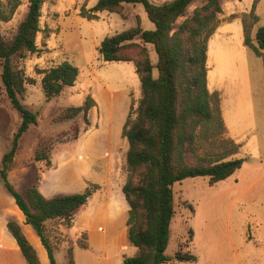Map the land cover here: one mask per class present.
I'll return each mask as SVG.
<instances>
[{
	"label": "rangeland",
	"instance_id": "374dc122",
	"mask_svg": "<svg viewBox=\"0 0 264 264\" xmlns=\"http://www.w3.org/2000/svg\"><path fill=\"white\" fill-rule=\"evenodd\" d=\"M98 1L45 0L41 31L36 40L40 51L18 63L26 76L37 82L26 85L20 97L22 106L36 114L37 123L21 137L9 181L18 190L36 181L46 196L94 189L93 196L70 227L65 222L46 223V235L57 264H68V247H73L76 264H122L125 257L133 256L134 250L128 241L126 227L125 214L129 207L123 199L114 196L121 194L123 198L122 187L128 176V147L126 143L119 147L115 160L118 176L114 184L110 180L108 188L102 187L94 184L99 182L95 176L98 169L90 166L95 148L91 149L89 143L81 146L93 131L79 133L85 127L101 132L118 131L131 108L134 118L141 98L135 65L105 62L99 47L105 37L134 28L137 17L144 30H153L154 24L143 5L138 3H124L120 14L101 12L100 19L96 20L80 16L82 8L87 10ZM149 1L161 5L172 0ZM253 1L219 0L224 16L238 17L241 21H227L221 34L209 38L207 51V86L211 92H223L226 123L232 139L240 146L237 156L243 160V165L233 176L213 186L209 185L207 177L189 178L173 185L175 215L165 252L172 261L164 264H264V55L256 57L245 46L242 23L245 18L247 24L252 25L250 37L254 28L264 25V0H258L252 11ZM0 2V10L9 18L7 22L0 20L1 32L10 40L25 18L28 0H19L13 14L9 0ZM204 3L206 0H194L173 28L176 30ZM135 42H141L139 37ZM147 48L155 66L154 48L152 45ZM128 53L134 54L133 51ZM63 61L78 69V79L59 96L47 101L39 72ZM1 72L0 65V76ZM154 76H157L156 68ZM89 97L95 105L91 109L90 124L86 126L82 114L69 118L67 111L82 106ZM20 122L21 114L11 106L0 77V168ZM76 127L79 136L75 138ZM94 137L98 139L97 134ZM199 142L202 153L219 151V146L211 139ZM45 148L49 149L48 161H36V151ZM9 221L23 222L22 227L19 226L37 250L41 263L45 249L39 237L25 223L13 197L0 183V264H27L5 229ZM31 236L38 245H34ZM178 252H189L196 261L179 262L174 259Z\"/></svg>",
	"mask_w": 264,
	"mask_h": 264
},
{
	"label": "trees",
	"instance_id": "16d2710c",
	"mask_svg": "<svg viewBox=\"0 0 264 264\" xmlns=\"http://www.w3.org/2000/svg\"><path fill=\"white\" fill-rule=\"evenodd\" d=\"M193 1L172 0L156 5L149 0H99L89 10H80L81 17L93 20L97 18V13L120 14L124 3H138L143 5L148 19L154 24L153 30H144L137 17L134 28L105 37L99 47L105 62L133 63L141 84V98L134 118L131 108L122 129V136L128 144V176L122 187L129 207L127 235L129 243L138 249V255L125 257L122 264H164L172 261L165 252L175 215L173 185L189 178L207 177L209 185L213 186L233 176L243 165V160L237 156L240 146L230 136L222 117L220 95L218 92L211 93L207 86L208 41L218 26L217 16L223 11L219 0H206L176 30L173 28ZM10 2V13L13 14L19 0ZM44 2L28 0L26 16L10 40L5 39L0 27V77L11 106L21 114L11 149L2 159L0 183L13 197L25 223L36 232L48 263L57 264L54 249L46 235L45 223L59 221L70 227L93 196L94 189L86 188L80 193L47 198L39 191L38 183L22 193L8 179L21 137L37 123L36 114L25 109L20 101L26 85H36L37 82L27 77L18 63L40 51L36 40L41 31ZM257 3L258 0L253 1L252 11ZM0 20H9L1 10ZM242 23L245 46L255 55L262 56L264 25L258 27L255 35L257 45H254L250 37L252 25H248L245 18ZM137 37L140 43L135 42ZM147 45H152L157 55L155 66ZM39 74L42 75L45 98L50 101L59 96L65 87L75 84L79 71L68 61H63L41 70ZM94 105L89 97L82 106L69 108L67 116L73 118L82 114V120L88 126ZM75 130L76 138L79 131L77 127ZM206 139L217 143L219 151L202 153L199 140ZM48 154V148L37 150L35 160L48 161ZM6 227L25 262L41 264L37 251L19 224L9 221ZM192 235L190 230L189 242ZM83 248L86 249L87 245H83ZM67 254L68 264H76L73 247L67 248ZM174 259L185 263L196 261L189 252H178Z\"/></svg>",
	"mask_w": 264,
	"mask_h": 264
},
{
	"label": "crops",
	"instance_id": "0c3cea01",
	"mask_svg": "<svg viewBox=\"0 0 264 264\" xmlns=\"http://www.w3.org/2000/svg\"><path fill=\"white\" fill-rule=\"evenodd\" d=\"M43 8H44V5H43ZM43 8H42V14H43ZM90 8L91 7H87V10H89ZM51 12L55 14V12H53V11H51ZM100 16H101V12L97 13V18L96 19H100ZM84 19H86V18H84ZM96 19H93V20H96ZM218 19H219V24L217 26V29L215 30V33L211 36V38L215 34H221L220 30H221L222 27H224V24L227 21H231V20H235V19H239L241 21V18H238V17L233 18V19H229V16L228 17L224 16V8H223V12L221 14H219ZM87 20H89V19H87ZM258 27H260V26H257L256 28H254L253 31L251 32V39H252V43L254 45H257L256 40H255V35H256V31H257ZM208 44H209V42H208ZM46 47H48V46H45V48ZM38 49H40V47H38ZM249 50L252 51L251 49H249ZM254 55H255V53H254ZM263 55H264V52H263ZM256 57L261 58L262 56H257L256 55ZM119 63H122V62H119ZM212 92H218L219 95H220V109H221V113H222V117H223L224 123H225V125H226V127H227V129L229 131V128H228L227 123H226L225 110H224L223 102H222V99H223L222 93L223 92L220 91V90H213ZM91 114H92V110L90 111L89 119H90ZM122 129H123V127L121 126L118 131L101 132V131L92 130V129H89V128L86 129V127H85V128H82V130L80 131L79 135H82L83 133H86L87 131H93V134H91V135L86 137V141H84L83 145H81V144L80 145L84 147L86 143H89V146L91 147V149L95 148V153H94V156H93L94 160L92 161L90 166H91V168L95 167V168L98 169L95 176H96V178H98L99 182H96L94 184H97L99 186L106 187V188H108L107 187V181L111 180L113 182V184H114V178L115 177L117 178V176H118V167H117V165L115 163V160H116V156H118L117 154L120 151L119 147H120V145H124L125 143H126V145L128 147L126 139L122 136ZM95 134L98 135V139L97 140H95V137L93 138V136ZM229 134H230V131H229ZM230 136H231V134H230ZM48 179L51 180V177H48ZM9 180H10V177H9ZM34 185H37L36 181H33L32 184L29 187H32ZM29 187H27V188H25L23 190L19 189V191L24 193L25 190L28 189ZM38 188H39V191L43 194L42 186H38ZM44 196L47 197V198H51V197H54L56 195H50V196L44 195ZM114 196H116L119 200L123 199L125 204H127L126 201H125L124 195H123V198H122L121 194H116ZM126 217H127V212L125 214V218ZM126 220H127V218H126ZM48 222H50V221H47L46 223H48ZM17 223L22 227L23 222L18 221ZM46 223H45V225H46ZM5 229H7L6 225H5ZM31 238H32V236H31ZM32 240H33V243H34L35 246L38 245V243L36 242V240L34 238H32ZM132 252H133V256H137L138 255V249L137 248L134 247V250H132ZM41 264H49L46 252H45V255L43 254V259H41Z\"/></svg>",
	"mask_w": 264,
	"mask_h": 264
}]
</instances>
